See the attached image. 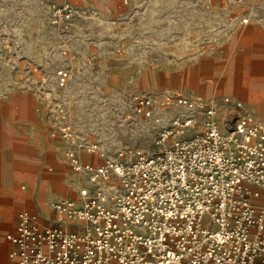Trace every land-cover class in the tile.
Wrapping results in <instances>:
<instances>
[{
    "label": "built area",
    "instance_id": "built-area-1",
    "mask_svg": "<svg viewBox=\"0 0 264 264\" xmlns=\"http://www.w3.org/2000/svg\"><path fill=\"white\" fill-rule=\"evenodd\" d=\"M52 10L66 22L75 13L69 4ZM69 78L60 70L59 87ZM223 104L221 117L220 104L202 96L136 95L137 115H177L152 149L114 154L80 137L59 108L65 159L87 185L78 200L51 201L52 226L19 214L7 237L14 264H264V204L254 202L264 192V121L231 98Z\"/></svg>",
    "mask_w": 264,
    "mask_h": 264
},
{
    "label": "rangeland",
    "instance_id": "rangeland-1",
    "mask_svg": "<svg viewBox=\"0 0 264 264\" xmlns=\"http://www.w3.org/2000/svg\"><path fill=\"white\" fill-rule=\"evenodd\" d=\"M54 4L73 7L69 22L54 16ZM256 46H264V0H0V105L15 111L30 104L28 117L45 120L79 192L87 180L65 159L59 108L72 130L109 154L152 149L177 115H137L133 97L140 94L202 96L220 104L221 117L231 98L264 121L262 95L239 90L262 83L263 69L250 76L234 65L227 87L225 73L213 77L202 68L207 56L225 52L236 62L235 51ZM63 69L70 78L60 88Z\"/></svg>",
    "mask_w": 264,
    "mask_h": 264
},
{
    "label": "crops",
    "instance_id": "crops-1",
    "mask_svg": "<svg viewBox=\"0 0 264 264\" xmlns=\"http://www.w3.org/2000/svg\"><path fill=\"white\" fill-rule=\"evenodd\" d=\"M234 55L239 61L243 59L244 64L231 62V57L225 52L207 56L202 61L205 74L220 77L225 73L221 79L228 78L225 79L227 87L234 65L238 69L243 67L250 76L261 68L264 77V46L243 48L235 51ZM239 90L243 95L257 92L262 95L260 102H263L264 81L242 85ZM29 105L22 103L15 111L9 103L0 105V264H14L12 254L16 247L7 237L16 233L20 213L32 212L42 226H52L55 215L50 209L51 201L57 198L79 199V192L72 183L73 173L67 167L63 168L65 163L58 153L59 144L50 137V128L42 117H28ZM82 159L95 164L99 160L87 155H82ZM74 194H78V199L72 198ZM254 202L263 205L264 192ZM66 226L79 228L74 223Z\"/></svg>",
    "mask_w": 264,
    "mask_h": 264
}]
</instances>
